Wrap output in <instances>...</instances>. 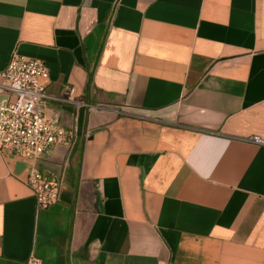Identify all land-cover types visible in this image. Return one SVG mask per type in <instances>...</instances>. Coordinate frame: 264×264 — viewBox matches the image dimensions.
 Listing matches in <instances>:
<instances>
[{
	"label": "crops",
	"instance_id": "obj_1",
	"mask_svg": "<svg viewBox=\"0 0 264 264\" xmlns=\"http://www.w3.org/2000/svg\"><path fill=\"white\" fill-rule=\"evenodd\" d=\"M15 53L75 136L48 209L0 152V264H264V0H0Z\"/></svg>",
	"mask_w": 264,
	"mask_h": 264
},
{
	"label": "built area",
	"instance_id": "obj_2",
	"mask_svg": "<svg viewBox=\"0 0 264 264\" xmlns=\"http://www.w3.org/2000/svg\"><path fill=\"white\" fill-rule=\"evenodd\" d=\"M49 77L45 63L17 53L0 72V152L16 155L29 164L26 184L41 209L59 202L60 183L41 173L36 162L54 146L70 145L75 136L74 130L46 116ZM73 95L74 90H70L67 100L73 101ZM250 141L264 144L258 137ZM28 264L39 262L31 258Z\"/></svg>",
	"mask_w": 264,
	"mask_h": 264
}]
</instances>
